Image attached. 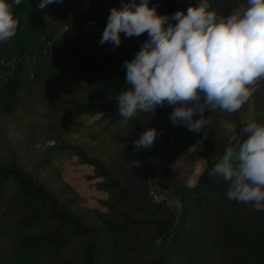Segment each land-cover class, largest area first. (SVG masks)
Listing matches in <instances>:
<instances>
[{"label": "trees", "instance_id": "trees-1", "mask_svg": "<svg viewBox=\"0 0 264 264\" xmlns=\"http://www.w3.org/2000/svg\"><path fill=\"white\" fill-rule=\"evenodd\" d=\"M126 2L60 0L41 9L39 0H22L14 5L17 32L0 42V122L12 118L19 106L27 104L23 101L38 96L52 132H60L49 118L53 113L98 117L108 123L124 119L116 106L65 97L54 88L60 73L75 70L131 87L122 64L134 57L147 33L131 37L121 33L116 47L99 42L110 10ZM195 4L196 0H149L159 14L186 11ZM210 4L217 13L227 15L246 7V0H210ZM251 99L256 121L264 123V85ZM174 107L157 106L154 113L141 111L128 119L126 129L114 136L116 150L107 165L79 147L65 148L100 180L97 188L106 194L100 202L102 213L76 207V191L64 182L61 169L53 171L50 181H39L17 156L6 154L0 160V264H151L157 242L173 230L178 218V227L159 244L153 264H264V211L227 198L228 182L209 175L218 160H208L199 181L188 186L181 169L169 158L199 156L176 155L154 146L148 150L150 188L156 196L179 201L181 212L179 205L175 209L162 204V199L148 193L145 148L135 147L133 141L145 128H155L165 144L181 148L187 127L170 121ZM235 114L218 108L204 113L211 138L203 150L223 155L226 147L236 144V136L218 138L221 121L235 123ZM60 144L55 142L53 147Z\"/></svg>", "mask_w": 264, "mask_h": 264}, {"label": "clouds", "instance_id": "clouds-1", "mask_svg": "<svg viewBox=\"0 0 264 264\" xmlns=\"http://www.w3.org/2000/svg\"><path fill=\"white\" fill-rule=\"evenodd\" d=\"M59 2L39 0L37 7ZM21 3L0 0V42L17 32L19 18L13 6ZM121 33H147L134 57L122 64L131 87L118 93L116 108L125 120L174 105L169 113L172 124L182 122L198 133L209 123L206 111L236 112L264 82V0H246L243 10L227 15L217 13L210 0H196L186 11L171 14H159L149 0H127L110 10L99 42L119 46ZM157 135V129L145 128L133 143L147 148ZM54 145L55 140H48L43 147ZM217 160L209 175L228 182L227 198L264 211V123L250 120L242 126L237 143L226 147ZM207 162L203 158L196 169L193 185Z\"/></svg>", "mask_w": 264, "mask_h": 264}, {"label": "rangeland", "instance_id": "rangeland-1", "mask_svg": "<svg viewBox=\"0 0 264 264\" xmlns=\"http://www.w3.org/2000/svg\"><path fill=\"white\" fill-rule=\"evenodd\" d=\"M124 85V82L104 81L75 70L60 73L54 89L65 97H76L82 101L91 99L116 106L118 104L116 96L126 89ZM47 92L50 94L51 89ZM25 102L27 104L23 107L19 106L12 118L0 122V160H3L6 154L17 156L39 181H45L47 178L50 181L53 171L61 169L64 182L76 191L78 197L76 207L83 210L96 209L102 213L103 208L100 202L106 199V194L97 188L100 180L93 177V169L90 166L80 164L77 158L65 148L70 145L79 147L88 156L97 158L107 165L116 150L114 136L126 129L127 120L118 119L108 123L99 121L98 117H68L58 113L49 114L50 120L56 121L60 130L56 133L50 131L51 121L46 120V109L43 107L42 98L38 96L35 99L23 101ZM238 118L242 126L250 120H256L254 103L251 98L238 110ZM221 127L222 131L218 134V138L230 140L236 136V121L233 123L223 120ZM157 137L160 138L159 142H164L162 136ZM209 138L211 136L206 126L198 133L187 129L181 135L182 143L179 144L181 148H172L180 150L201 148ZM167 139L170 140V136H167ZM48 140H55L61 144L46 150L43 146ZM37 144L41 145L39 149L36 147ZM183 144L187 145L186 148H183ZM154 146L162 148L160 144H154L147 149L144 168L149 186L151 179L147 167L148 150ZM46 158L49 160L45 161ZM169 160L181 169L184 183L188 186L193 185L196 169L202 165L203 158L172 156ZM155 197L156 199L173 200L165 195H155ZM170 205L175 209L178 206L177 203Z\"/></svg>", "mask_w": 264, "mask_h": 264}, {"label": "water", "instance_id": "water-1", "mask_svg": "<svg viewBox=\"0 0 264 264\" xmlns=\"http://www.w3.org/2000/svg\"><path fill=\"white\" fill-rule=\"evenodd\" d=\"M262 85H264V82H262L259 87H261ZM235 118H236V124H237V132H236V143H237V134L239 133L240 128L242 127V123H241V121L238 118V111H236ZM159 140H160V138L156 137L153 145L154 144H160L162 146V148H164L165 150H167L169 152H172V153H177V154H195V155H198L199 157L205 158L207 160H217V158H219L220 156H222V155H212V154H209L208 152H206L202 148H198V147L197 148H193V149H189V150H178V149H174V148L168 146L167 144H165L163 141H160L159 142ZM147 149H148V147L144 149V156H143V164L144 165L146 163V158H147ZM144 182H145V186H146V188L148 190V193L153 198H156L155 195H154V192L152 191V189L149 186V183H148V180H147V177H146L145 168H144ZM160 203L165 204V205H170L171 203H177L179 205L180 212L182 210V206H181V204H180L179 201H175V200H162V201H160ZM178 224H179V218H178V220L176 222V226L173 228V230H171L169 233L165 234L162 238L159 239V241L157 242V245H156V250H155V252L153 254V258H152L151 264L154 263V260H155V257H156V253H157V249H158L159 244H161L162 242H164L165 240H167L168 238H170V236H172V234L175 232L176 228L178 227Z\"/></svg>", "mask_w": 264, "mask_h": 264}, {"label": "crops", "instance_id": "crops-1", "mask_svg": "<svg viewBox=\"0 0 264 264\" xmlns=\"http://www.w3.org/2000/svg\"><path fill=\"white\" fill-rule=\"evenodd\" d=\"M245 7H240V8H238V9H236V10H243Z\"/></svg>", "mask_w": 264, "mask_h": 264}]
</instances>
